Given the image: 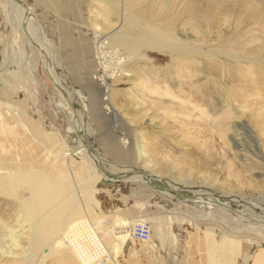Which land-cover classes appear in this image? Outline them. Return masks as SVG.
Returning <instances> with one entry per match:
<instances>
[{
	"label": "rangeland",
	"instance_id": "rangeland-1",
	"mask_svg": "<svg viewBox=\"0 0 264 264\" xmlns=\"http://www.w3.org/2000/svg\"><path fill=\"white\" fill-rule=\"evenodd\" d=\"M21 1L30 7L33 18L29 27L50 56L54 81L72 102L76 123L85 132L74 98L81 95L71 85L67 68L63 67L64 59L60 57L72 47L61 41L60 45L54 42L57 39L52 31L56 23L54 19L51 21L50 13L45 21L49 24L44 25L34 11L36 5ZM18 9L13 1L0 0L3 28L0 34V152L15 151L18 161L45 173L48 180L63 184L70 198L74 193L79 195L80 201L71 200L66 212L77 205L72 210L78 211L77 219L72 223L75 226L85 223L79 228L90 229L95 239H99L101 245L95 243L98 262L208 264L211 255V264H220L221 256L219 260L218 257L226 244L235 249L228 262L256 264L253 256L258 254L259 264H264V227L236 213L251 211L257 221L263 220L257 217H264V81L252 82L261 76L257 77L252 69L248 72L249 66L232 62L127 49L122 42L133 46L139 41L136 32L144 23H132L128 19V23H123L126 30H120V22L129 15L136 16V10L124 6L114 15L107 0H82L76 14L82 25L81 36L78 30L73 36L70 34V23L67 26L60 23V26L68 30V39L75 42L74 47H84L91 54L92 88L102 91L103 106L120 134V145L128 149L132 165L119 173L139 170L172 188L214 195L232 204L231 210H206L202 205L156 192L142 181H126L129 193H124L119 203L126 206L139 191L147 190V199L141 201L145 212L140 218L129 219V223L117 224L116 219L121 217L120 204L115 205L111 197L108 204L100 202L104 199L103 177L76 141L74 131H68L72 116L66 101L45 74L37 49L19 32ZM119 11H122L120 15ZM78 17L82 19L79 21ZM230 18L229 23L210 25L212 31L207 25L195 23H176L174 27L176 33L184 30L192 43L205 50L214 46H203L202 41L213 44L218 38L214 36L206 42L208 38L204 34L215 31L222 35L224 52L232 50L243 58L257 55L264 59V19L240 24L233 23V16ZM96 25L101 29L97 34L99 40L104 41L97 42L94 38ZM116 32L128 39L119 42L107 39ZM209 88L217 92L210 105L205 95V89ZM201 95L202 98L198 97ZM219 100L224 112L234 116L236 127L232 128L229 123L228 126L227 122L221 125L223 109L217 108ZM77 149H81V155L65 157L66 152L74 153ZM106 167L115 171L110 165ZM4 207L9 209L7 204ZM138 207L137 204L133 208ZM141 220L150 229L146 242L129 236V230ZM118 236H127V240L123 242ZM222 239L224 243L219 244ZM71 243L75 247L79 241L73 239ZM33 264L80 263L69 245L48 243L46 253Z\"/></svg>",
	"mask_w": 264,
	"mask_h": 264
},
{
	"label": "bare ground",
	"instance_id": "bare-ground-1",
	"mask_svg": "<svg viewBox=\"0 0 264 264\" xmlns=\"http://www.w3.org/2000/svg\"><path fill=\"white\" fill-rule=\"evenodd\" d=\"M11 1L15 3L14 0ZM107 1L114 15L117 14L118 9L122 10L124 6L126 8H133L136 10V16L129 15L126 20H120V30H126V27L123 23H128V19H130L132 23H144V27L139 28L136 32L140 40L133 44V46H130L127 42H122L125 48L131 50L142 48L146 51L175 54L179 57H196V59L211 61L216 59L222 63L232 62L233 64L237 65H246L249 66L246 67L248 68V72L252 69L255 71L257 77L261 76V78L258 77V79L252 80L253 83L256 81H264L263 57L256 55L254 57H250L251 59H247L236 55V52L232 53V50L231 52H224L223 50L225 48V44L220 41L222 35L215 31L211 32L212 26L210 27V25H215L218 23H229L231 20L230 16H233V23L240 24L243 22H249L252 24L264 19V0H232L230 2L225 0ZM16 5L17 9L18 7L20 8L18 9V12L20 11L19 16L21 27L19 28V32H21V34L27 39V42L32 47L37 49L45 68V74L49 80L51 79L55 83L54 72L52 70V65L49 58L50 56H48L46 50H44L43 46L38 42V40H36L29 27L30 20L33 18L31 10L27 7L26 11L20 5ZM171 11H175V13H173L174 15H169ZM121 12L122 11L118 12L119 15ZM176 23H195L209 26L211 31L206 35L203 33L204 37L208 38V41L206 42H210V39L214 36L218 39L215 40L213 44L202 41L203 44L201 45L207 47L214 46L215 48L213 47L212 49L205 50L201 48L200 45H196L194 42L192 43L189 40L188 35L183 32L184 30L182 33H176L174 27ZM22 26L25 27V31H23ZM100 31L101 29L96 25L94 27V38L97 40V42L101 40H99L97 35ZM120 35L121 34L119 32H116L112 37L107 39L117 42L120 40L126 41L128 39L124 38L125 36L123 37ZM101 41H104V39ZM232 48H234V45ZM234 49L236 50V48ZM257 52L260 53V51H256V53ZM243 72H245V70ZM59 88L62 89L61 87ZM219 90L220 89H218V91ZM216 94L217 92L215 88L205 89V95L209 97V105L210 103L212 104L214 102L213 99L216 97ZM198 97L202 98V95ZM103 100H105V98H103ZM65 104L68 107L70 115L72 116L70 120L72 124L68 127V131L72 132L74 129L80 131L82 127L80 124L78 125L76 123L75 119L77 117H73L74 115L71 112L68 104ZM217 108L219 110L223 109L221 111V125H224V122H227L228 126L231 124L232 128L236 127L237 123L233 122L234 116L228 111L224 112V107L221 105L220 100L217 102ZM80 153L81 149H77L74 153L66 152L65 157H76V155ZM17 159L18 156L15 151L14 153L0 152V202H2L0 203V264H33L38 258L41 257V255L46 253L48 243L51 246H57L60 244L69 245L74 253L75 259L80 264H102L99 263L96 258L95 243L98 245L101 244L99 243L98 238L95 239L94 232L90 229L79 228L83 222H80L79 225L76 226L72 223L73 220L77 219L78 211H72L77 205L72 206L70 212H66V207L71 202V200L73 202L80 201L79 195L76 196L74 193V195L70 198L66 194V187L63 184L48 180V175L39 171L38 169H35L29 164L18 161ZM106 169L110 173H114L112 172L113 170L110 171L108 167H106ZM133 172L134 171L121 173L131 174ZM155 180L160 181V179ZM128 181L139 182L141 181V178L132 177ZM211 200V198L205 200L199 199L191 203L202 205V207L206 210L218 207ZM218 201H221L232 209L231 203L228 204L219 197ZM236 203L237 202H235L234 205H236ZM5 204L9 206V209L4 207ZM238 213L239 217L242 219H246V217L253 218L251 211H249V214L247 210H241ZM88 216L85 213L87 220L91 221ZM257 218L263 219L258 221L264 223V217ZM139 222L141 224H146V222L143 220ZM70 224H72V226ZM83 226H85V223H83ZM261 226L264 227L263 225ZM51 238H53L54 241H50ZM118 238H120L123 242L127 240V236H118ZM73 239L79 241L75 247L71 243ZM86 248L87 250H85ZM103 258L104 257L102 256L100 259L103 260Z\"/></svg>",
	"mask_w": 264,
	"mask_h": 264
},
{
	"label": "crops",
	"instance_id": "crops-1",
	"mask_svg": "<svg viewBox=\"0 0 264 264\" xmlns=\"http://www.w3.org/2000/svg\"><path fill=\"white\" fill-rule=\"evenodd\" d=\"M27 3H33V5H36V8L33 6V9L35 8L34 11H36L40 20L44 22V25L49 24L45 23V21L48 20V15L50 13L49 17L51 21L54 19L53 23H56L52 31L53 36L57 39V41L54 42L59 43L60 45L61 41V44L72 47L66 49V55L61 54L60 57L65 61H63V67L65 69L67 68L66 73L69 76L71 85L77 89L81 95L80 98L74 95V98H76L75 105L79 114L83 118L85 133L88 139L92 141L95 153L106 163L104 164L105 166L110 165L115 169L113 172L119 173L120 171L128 170L132 167L131 161H129L128 158V149L120 145V134L115 129L114 125H112L113 122L110 119V115L103 106L101 96L102 91L97 87L92 88L90 82V77H92L89 67L91 63V54L88 53V51H84V47L82 49L74 47L73 44H75V42H72V39H70V41L68 39V30L65 29V27L60 26V23H64V26H67L66 24L70 23V29L72 31L70 34L73 36L76 30H78V34L81 36L83 32L82 25H79V22L77 21L78 15L76 14L77 6L82 7V0H28ZM60 4L63 6L60 7ZM81 19L82 18H79V21ZM2 30L3 28L0 22V34L2 33ZM83 41L84 40L81 42ZM73 47L76 48V50H74ZM127 186L126 181L116 183L113 186L104 185V189L101 190V193H104V199L100 200V202L108 204L109 198L111 197V199L115 202V205H119L123 194L129 193ZM147 193V190H144L143 192L139 191L138 196L133 197V199L130 200V203L126 206H122L120 204L119 215L121 217L116 219L115 222L117 224H123V222L129 223V221L134 218H140L145 212L141 201L147 199ZM137 204L139 207L137 209L133 208ZM112 225L115 226L114 223ZM181 234L182 232L179 233V236ZM224 241L225 240L222 239L219 244H223ZM222 248L223 250L220 252L218 257L219 260L221 256L220 264H232V262H228L227 260L232 257L230 254L232 251L234 253L235 249L232 248V245L227 247L226 244L222 246ZM253 257V263L255 262L256 264H259L260 255L256 254ZM211 263L212 260L210 255L208 264Z\"/></svg>",
	"mask_w": 264,
	"mask_h": 264
},
{
	"label": "water",
	"instance_id": "water-1",
	"mask_svg": "<svg viewBox=\"0 0 264 264\" xmlns=\"http://www.w3.org/2000/svg\"><path fill=\"white\" fill-rule=\"evenodd\" d=\"M14 2L18 5H20L22 8H24V10L27 11V6L21 0H14ZM22 29H23V31H25L24 26H22ZM50 81L53 83V85L56 87V89L61 93L62 97L64 98V100L68 104L71 112L73 113V115H74L73 117L75 118V116H76L75 108H74L72 102L70 101V99L68 98V96L66 95V93L63 91V89H60L59 86L57 84H55L51 79H50ZM73 131H74V137H75L76 141L84 147L88 157L90 158V160L93 161L94 166L98 171V174L102 175V177H103L102 184L103 185L113 186L116 183L128 181L132 177L133 178H141V181L144 182L148 187H150L154 191L159 192V193L168 194V195L176 198L178 201L193 202V201H196L199 199L205 200V199L211 198L212 199L211 201L218 206L216 208L220 207V208L231 210V208H229L226 204L222 203L221 201H218V197H216L214 195L195 193V192L189 191V190H179L177 188H172V187L168 186L165 182L156 181L155 180L156 178L147 175L146 172H142V171L137 170L131 174H129V173H126V174L110 173L106 169V166H104L99 161L96 153L93 150L92 141H90L88 139L86 133L82 129L80 131H77L74 129ZM238 212H240V211H238ZM238 212L236 211V213L239 215ZM246 219L253 221L255 223H258L259 225L264 226V223H261L255 219H253V218L246 217Z\"/></svg>",
	"mask_w": 264,
	"mask_h": 264
},
{
	"label": "built area",
	"instance_id": "built-area-1",
	"mask_svg": "<svg viewBox=\"0 0 264 264\" xmlns=\"http://www.w3.org/2000/svg\"><path fill=\"white\" fill-rule=\"evenodd\" d=\"M129 236L141 242L148 241L150 238V229L148 224H136L129 230Z\"/></svg>",
	"mask_w": 264,
	"mask_h": 264
}]
</instances>
